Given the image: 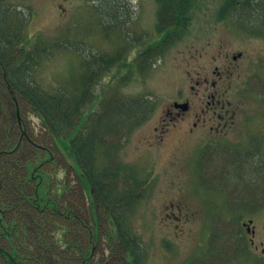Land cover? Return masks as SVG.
<instances>
[{
    "label": "trees",
    "instance_id": "trees-1",
    "mask_svg": "<svg viewBox=\"0 0 264 264\" xmlns=\"http://www.w3.org/2000/svg\"><path fill=\"white\" fill-rule=\"evenodd\" d=\"M157 3L163 39L136 59L160 56L180 37L183 0L166 1V10L163 0ZM108 5L113 17V2ZM27 22L17 5L0 0V264H144L145 247L132 219L146 183L115 167L112 156L149 119L154 104L120 95L112 88L115 76L96 95L103 78L119 74L122 49L84 58L69 89L42 88L34 73L50 51L30 46ZM208 168V183L225 186L223 164ZM239 233L231 227L226 242L218 235L199 260L212 264L228 254L234 264L244 255L260 264L247 245L230 243Z\"/></svg>",
    "mask_w": 264,
    "mask_h": 264
},
{
    "label": "rangeland",
    "instance_id": "rangeland-1",
    "mask_svg": "<svg viewBox=\"0 0 264 264\" xmlns=\"http://www.w3.org/2000/svg\"><path fill=\"white\" fill-rule=\"evenodd\" d=\"M166 1L163 0V10L169 7ZM9 2L17 5L28 20L25 33L31 39L30 46L45 45L50 51L34 73L42 88L69 89L82 73L84 58L124 50L119 74L112 71L95 89L99 95L101 88L115 76L112 88H117L120 95L146 97L154 104L149 119L126 137L112 156L115 167H125L127 173L146 183L132 219L133 230L145 247L144 264H208L199 257L206 248L215 246L216 237L220 235L224 239L219 240L226 242L231 227L234 234L241 229L240 223L233 222L236 218L228 215L237 209L232 207L235 201H243L240 190L228 186L220 189L219 181L208 183L209 177L213 178L208 166L213 164L211 154L216 165L221 164L217 159L222 160L226 143H243L245 118L259 115V101L246 100L240 93V84L248 82L243 65L235 71L241 78L233 77L234 85L223 99L229 103L225 108L233 111L234 125L224 140H216L215 148L209 147L206 134L187 136L184 127H172L163 135L161 144L155 142V136L160 138L159 125L163 119L167 122L164 112L172 102L189 99L191 106L206 102L194 83L210 79V72L220 66L213 59L218 50H244L248 60L264 68V38L242 35L238 18L231 16L236 0H183L180 37L170 41L160 56L146 60L136 58L140 50L159 38L162 26L157 22V0ZM111 2L113 17L105 11ZM228 80L218 90L223 92ZM32 123L36 125L35 119ZM255 224L259 232L257 240L261 241L264 211ZM251 257L264 264V258ZM232 261L255 264L244 255ZM212 264H229L228 254Z\"/></svg>",
    "mask_w": 264,
    "mask_h": 264
},
{
    "label": "flooded vegetation",
    "instance_id": "flooded-vegetation-1",
    "mask_svg": "<svg viewBox=\"0 0 264 264\" xmlns=\"http://www.w3.org/2000/svg\"><path fill=\"white\" fill-rule=\"evenodd\" d=\"M231 11H234L231 16L238 18L236 22L242 30V35L264 38V0H236ZM115 19H118V16H115ZM161 39L162 34L159 41ZM216 56L213 59L218 61L220 66L214 67L210 72L211 78L196 80L194 83L198 91H202L206 102H199L197 106H191L189 99L172 102L164 112L167 122L163 119L159 125L160 138L154 134L155 142L161 144L163 135L172 127L179 126L184 127L183 131L187 136L195 133L206 134L209 147L215 148L216 140H224L229 135L227 131L234 125L233 111L225 108L229 103L223 99L228 89L234 85L231 82L233 77L237 75L241 78L235 71L243 65L248 74V82L242 86L240 84V93L246 100L256 99L257 103L259 101L261 104L259 115L256 118H245L243 143H226L222 160L217 161L223 164L227 172L223 184L230 188L245 190V195L239 191L243 201H235L232 207L237 209L228 214L240 220L242 228L238 235H231L230 243L240 241L241 244L248 245L249 251L254 252L257 258H264V226L260 231L261 241H258L259 232L255 224L256 218L261 217L264 211V68L257 67L255 61L248 60L244 50L234 51L231 48L228 51L218 50ZM226 79L228 80L226 89L222 92L218 88ZM193 89L195 88L191 87V90ZM196 95L198 100V92ZM182 104H186V110L179 108ZM213 147L211 151L214 150ZM209 158L215 163V156L211 154Z\"/></svg>",
    "mask_w": 264,
    "mask_h": 264
},
{
    "label": "water",
    "instance_id": "water-1",
    "mask_svg": "<svg viewBox=\"0 0 264 264\" xmlns=\"http://www.w3.org/2000/svg\"><path fill=\"white\" fill-rule=\"evenodd\" d=\"M186 107V104L179 105V108H181L182 110H186Z\"/></svg>",
    "mask_w": 264,
    "mask_h": 264
}]
</instances>
